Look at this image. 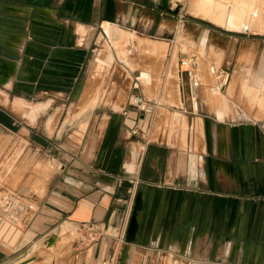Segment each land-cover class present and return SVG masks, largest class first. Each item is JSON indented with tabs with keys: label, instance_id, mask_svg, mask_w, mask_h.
Listing matches in <instances>:
<instances>
[{
	"label": "crops",
	"instance_id": "obj_1",
	"mask_svg": "<svg viewBox=\"0 0 264 264\" xmlns=\"http://www.w3.org/2000/svg\"><path fill=\"white\" fill-rule=\"evenodd\" d=\"M169 17L157 9L156 0H0V92L10 100L16 95L19 99L68 96L79 101L89 85L86 68L98 30L118 25L151 36L164 24L165 36H172ZM202 21L209 24H192L196 36L202 31V39L194 36L201 42L194 40L191 56L180 52L179 62L199 57V46L210 44L221 53L219 67L231 73V80L242 68L264 79V34L230 32ZM78 33H87L81 43ZM34 82L40 84L37 89ZM179 86L164 87L167 104L163 106L168 112H187L189 107L191 114H202L191 128L200 140L198 154L149 142L142 133L133 135L137 124L140 128L134 109L91 108L81 137L62 133L61 127L50 135L55 117L51 126L49 119L42 123L43 132L36 130L37 121L21 124L27 146L45 154L57 170L38 200L37 216L25 240L15 248L0 243V264H20L24 248L40 241L47 244L60 228L63 232L81 230L84 224H97L110 236L94 246L75 247L76 259L82 258L81 264H105L117 250L120 238L115 233H125L129 227L133 212L128 215L126 207L130 180H138L143 209L135 241L126 245L125 264H159L162 254L182 264H264V136L260 126L233 120L235 113L227 100L220 98V102L215 92L214 105L205 104L203 85L198 92L187 79L183 90L181 82ZM222 93L217 92L220 97ZM192 96L198 114L191 108ZM38 106L31 105L28 111ZM219 111L222 117L214 114ZM0 112L6 115L1 108ZM175 119L181 122L182 117L176 113ZM183 123L186 129L187 118ZM9 127L17 126L10 121ZM61 242L57 240L51 254H59ZM124 250L125 243L120 257Z\"/></svg>",
	"mask_w": 264,
	"mask_h": 264
},
{
	"label": "rangeland",
	"instance_id": "obj_2",
	"mask_svg": "<svg viewBox=\"0 0 264 264\" xmlns=\"http://www.w3.org/2000/svg\"><path fill=\"white\" fill-rule=\"evenodd\" d=\"M191 2V0H156L157 9L166 12L171 16L169 17L168 22L170 24L169 27H171L169 29L172 32V36H165L164 24L156 34L151 36L137 32L136 30H126V28L119 27L118 25L116 27L113 25H107L103 27V30H98L95 35L96 37L93 40L94 46L91 50L89 64L86 68V74L87 77L90 78L89 83L93 86V89H90V94L83 99V103H80L82 106L77 104L78 101H75L74 98H69L68 96L62 98L45 96L20 99L25 102L29 101L27 103H29L30 107L31 105L48 106L42 113L45 114L44 117L42 116L39 118L42 115L41 114L37 120L32 121L26 118L25 116L27 115L24 114V116L20 111H14L13 106L16 100L19 99V96L14 95L12 101L4 92H0V108L6 112V115L0 114V118L7 124L5 125L0 122V188H12L37 205L38 200L44 195L49 179L57 170L55 163L47 158L45 154L38 153L35 147L27 146V143L22 139L23 137L25 138V135L22 134L21 124L23 126L33 125V123L37 121V123L34 124L37 126L36 130L43 132L41 127L42 123L49 119L48 122L51 126L50 122L53 117H55L53 126L50 129V135H53L56 130L58 132V129L61 127L62 133L64 132L69 136L75 135L81 137L82 132H84L85 129V118L87 119L89 116L88 114L92 105V108L107 106L115 110L119 109V111L126 108L127 111H133V109L129 107V99L133 94H141L149 102V115L147 116V121L150 119L151 123L140 122V129L144 132L141 133L145 135L144 137L147 141L166 144L165 146H168L169 148H184L189 155L192 153L198 154L200 152V147L198 146L200 140L196 131L191 128L196 118L202 116V114H191L189 107H185L187 112H184L181 109H172L170 110L171 112H168L163 106V104L166 103L164 101V87H167L168 84L172 83V87L174 88L178 84V82L173 81H178L177 71L178 66L180 65L178 56L180 52L189 53L190 56L193 55L192 49L195 48V37H200V39L203 38L201 30L198 31V36H196L197 29L192 24L199 23L201 26L209 24L202 21L205 20L218 26L213 21L204 19L201 15L194 13ZM143 31L144 30H142V32ZM257 32L260 33L259 31H253V33ZM78 34L81 43L87 33H84L83 35L80 33ZM123 34L125 36L135 37L140 41L139 44H136V49L131 44H128L129 46L127 44L124 45V48L130 51H126V53H128L130 59L132 58L131 61H133V64L136 67L134 70L121 58L125 51L116 47V39H119L122 42L124 41V38L122 37ZM262 34L264 33L262 32ZM196 40L200 41L198 39ZM169 45L173 48L170 49ZM152 46H158L159 48L157 50L159 51H155L156 49L151 48ZM199 47V60L202 61L201 59H203L204 62H206L200 64L202 85L205 87L202 93L206 95L204 103L206 100H211L210 102L214 105L215 97L213 94L215 92L220 102V98L227 100L230 109L233 111L232 114L235 113V117H232L233 120L250 121L258 124L260 126V131L264 136V79L261 77L257 78L253 70L242 68L233 74L231 82H229L228 86L225 88V92H223L220 97L215 90V78L211 75L209 69L210 66H221L222 59L220 58H222V55L210 44L202 46L203 48L201 46ZM99 49L100 53L108 54L110 59L109 62V60L104 57V60L101 63L102 68H100V70L94 65L97 51ZM162 51L164 54L163 56H160L163 53ZM175 52L177 57H175ZM153 67L155 68L153 69ZM174 67H177V69L175 70ZM146 70H151L148 75L149 82L147 83L153 87L152 91L149 89L152 93H150L149 90H146V86L143 85V82L140 79L144 75L142 74L144 73L143 71ZM173 70L174 72H172ZM127 71L135 74L131 76ZM88 73H91V76H89ZM172 73L177 75H172L174 76L173 78L171 76ZM121 75H123V77ZM137 78L140 82V88L138 90L134 89ZM168 79H170V81ZM39 85V82H34V88L37 89ZM96 88L98 91L95 90ZM95 91L98 92V94L95 93ZM125 91H127V94ZM14 94H17V91H14ZM122 94H125V97ZM199 94L201 96V91ZM200 96H197V99H199ZM52 100H54V103ZM44 101L45 103H43ZM87 102L88 105L86 106L85 104H87ZM259 102H261L262 105ZM117 105L119 106L117 107ZM81 107L83 108L81 109ZM49 108L51 109L49 110ZM47 110L49 111L46 112ZM210 111L211 114H213V110L211 109ZM176 113L181 115V122L176 121ZM214 114L222 117L220 111ZM184 117L187 118L188 121L186 129L183 123ZM10 121L16 123L17 127L13 129L10 128ZM76 125H79V127L74 128ZM184 135H186V140ZM193 142H196L195 149H193ZM98 235L100 236V234ZM25 236L26 233L21 235L16 234L13 242L11 244L6 243V245L15 248L22 242V240H25ZM99 236L94 235V238H99ZM115 236L125 238L123 241L125 243V248L126 245L129 246L132 244H128L126 241L127 232L115 233ZM54 238L62 241V248H60L57 256L51 254V250L47 248V244L40 241L24 248L23 254L18 262H20V264H81L82 258L76 259L75 257V247H80L83 244H85V246H91V238L86 236L81 230H76L74 228L66 232H63L62 228H60L56 231V237ZM118 242L120 243V240H118ZM0 243L2 242L0 241ZM35 245L38 246L34 247ZM90 249L91 248H89V250ZM50 255H52L51 258ZM90 257L91 251L89 252V258ZM146 258L148 259V257ZM158 263L182 264L180 261L178 262L175 260L170 254H162L159 256Z\"/></svg>",
	"mask_w": 264,
	"mask_h": 264
},
{
	"label": "built area",
	"instance_id": "obj_3",
	"mask_svg": "<svg viewBox=\"0 0 264 264\" xmlns=\"http://www.w3.org/2000/svg\"><path fill=\"white\" fill-rule=\"evenodd\" d=\"M170 49L173 47L171 45ZM181 68L185 70L179 72L181 88L183 90L184 80L187 79L192 90L198 91L202 87V78L200 73L199 57L192 56L186 57L180 62ZM211 75L216 79L215 90L217 92H224L231 80V73L217 66H211ZM139 79H136L134 89L138 90ZM192 96V109L193 112L198 114L197 105L194 103ZM129 107L134 109L137 113V122H142L145 115L149 110V102L141 94H133L129 99ZM127 115V111L124 112ZM139 127V124H137ZM136 128L132 134L144 133L140 128ZM123 182V180L121 181ZM131 188L128 192L127 212L131 214L137 195L138 180H130ZM1 185V183H0ZM37 216V207L33 201L25 198L22 194L13 190L12 188H0V241L4 244H11L16 234L27 233L32 227ZM81 231L86 236L91 238V246L96 245L101 238L110 236L106 230L99 227L97 224H84ZM100 234V236L98 235ZM94 235L99 238H94ZM120 243L113 258L105 264H119L120 250L124 244V237L119 236Z\"/></svg>",
	"mask_w": 264,
	"mask_h": 264
},
{
	"label": "bare ground",
	"instance_id": "obj_4",
	"mask_svg": "<svg viewBox=\"0 0 264 264\" xmlns=\"http://www.w3.org/2000/svg\"><path fill=\"white\" fill-rule=\"evenodd\" d=\"M192 2V10L194 11V13H196L197 15H201L204 19H209L211 21H213L216 25H218L221 28H224L225 30H228L230 32H238V33H251L253 31H259L260 33H264V0H191ZM111 35V34H109ZM104 37V36H103ZM113 37V36H112ZM116 37V36H115ZM124 38V41L122 42L119 39H116V47L121 48L123 51H125V53L121 56L122 60L124 62H126L129 66H131V68L134 70L136 67L133 64L132 58L130 59V56L128 55V53H126V51H128L127 49L124 48L125 44H131L133 45V47L136 49V44H139V40H137L135 37L132 36H125L123 34L122 36ZM114 38V37H113ZM104 41V40H102ZM105 44V43H104ZM129 46V45H128ZM127 48V46H126ZM151 48L156 49L155 51H159L157 50L159 47L158 46H152ZM179 50V49H178ZM166 51V49H165ZM130 52V51H128ZM163 52V51H162ZM177 52V51H176ZM175 52V57H177V54ZM164 52L160 55L163 56ZM96 56V55H95ZM220 56V55H219ZM104 57L107 58L110 62L109 59V55L106 53H100V49L97 51V57L95 59V66L96 68L100 70L101 67V63L104 60ZM179 57V56H178ZM222 59V58H220ZM179 60V59H178ZM200 62V61H199ZM203 63L202 61L200 62V64ZM136 64V62H135ZM159 66V65H158ZM2 67V66H1ZM160 67V66H159ZM12 68H14L12 66ZM155 67H153L154 69ZM175 70L177 69V67H174ZM185 67L181 68L180 65V69L185 70ZM211 68V66H210ZM94 69V67H93ZM141 69V68H140ZM146 69V68H145ZM150 69V67H149ZM158 69V68H157ZM92 70V69H91ZM132 70V71H133ZM159 70V69H158ZM95 71V70H94ZM137 71V70H136ZM155 71V70H154ZM153 71V73H154ZM99 72V71H98ZM144 74L141 77V80L143 82V85L146 86V90L148 91L149 89L152 91L153 87L147 83L149 82L148 80V75L149 72H151V70H146L143 71ZM174 72V70L172 71ZM178 72V71H177ZM176 72V73H177ZM93 73V72H92ZM89 74V73H88ZM91 74V73H90ZM89 74V76H91ZM94 74V73H93ZM135 74V73H134ZM160 74V73H159ZM175 73H172V75H174ZM177 74H175L176 76ZM93 76V75H92ZM96 76V75H95ZM174 78V76H172ZM87 79V78H86ZM90 80V79H89ZM173 80V79H172ZM88 82V81H87ZM90 82V81H89ZM173 82H178L177 84V88L179 87L180 89V75L178 72V81H173ZM94 84V83H92ZM174 84V83H173ZM7 86H10V84H6ZM93 86H90V83L87 87V90L85 89L86 93L81 92L82 96L79 99V101L77 102V104L80 105V103L83 101V99L90 94L89 92H91L90 89ZM122 87V86H121ZM130 88V87H129ZM112 89V88H111ZM97 90V88L95 89ZM149 90V91H150ZM98 91V90H97ZM124 91V89H123ZM150 91V93H152ZM121 92V91H120ZM127 91H125L126 93ZM95 93L98 94V92L95 91ZM127 94V93H126ZM123 95V94H122ZM125 95V94H124ZM123 95V96H124ZM151 95V94H150ZM95 96V95H94ZM128 96V95H127ZM125 97V96H124ZM97 98V96H96ZM92 100V99H91ZM94 101V100H93ZM211 100H206L205 104L207 105H213V103L210 102ZM75 102V101H74ZM95 102V101H94ZM179 102V100H178ZM258 102V101H257ZM83 103V102H82ZM91 103V102H90ZM89 103V104H90ZM180 103V102H179ZM261 103V102H259ZM257 104V103H256ZM86 106L88 105L85 104ZM92 105V104H91ZM195 105H197L195 103ZM262 105V103H261ZM82 106V105H80ZM93 106V105H92ZM91 106V108H92ZM48 106L45 105H41L38 107H33V111L29 112L28 109L31 108L29 103L17 99L16 102L14 103L13 109L14 111H20L23 115H27L25 116L26 118L35 121L37 120L38 116L44 112L47 109ZM85 107V106H84ZM197 107V106H196ZM73 108V107H72ZM71 108V109H72ZM83 107H81L82 109ZM90 108V107H89ZM197 110V109H196ZM217 110V109H216ZM72 111V110H71ZM74 111V109H73ZM77 112V111H76ZM73 114V113H72ZM149 115V112L145 115V117L143 118V123H149V120L147 121V116ZM238 117V116H237ZM71 118V117H70ZM236 119V118H234ZM238 119V118H237ZM242 120V119H241ZM245 120V119H244ZM247 120V119H246ZM147 121V122H146ZM20 235V234H19ZM57 243V241H56ZM56 245V244H55ZM55 245L48 247L47 248L49 250H53V248L55 247Z\"/></svg>",
	"mask_w": 264,
	"mask_h": 264
},
{
	"label": "water",
	"instance_id": "obj_5",
	"mask_svg": "<svg viewBox=\"0 0 264 264\" xmlns=\"http://www.w3.org/2000/svg\"><path fill=\"white\" fill-rule=\"evenodd\" d=\"M167 1V0H166ZM143 209V198H142V193H138L135 199V206L132 212L131 220L129 223V227L127 230V238L126 241L128 244H131L135 241L136 234L138 231V214L142 211ZM56 238H52L49 240L47 243L48 247H51L56 244ZM128 255V246L125 248V250L122 252V257H121V264H125V261L127 259Z\"/></svg>",
	"mask_w": 264,
	"mask_h": 264
},
{
	"label": "trees",
	"instance_id": "obj_6",
	"mask_svg": "<svg viewBox=\"0 0 264 264\" xmlns=\"http://www.w3.org/2000/svg\"><path fill=\"white\" fill-rule=\"evenodd\" d=\"M0 122L7 125L3 119L0 118Z\"/></svg>",
	"mask_w": 264,
	"mask_h": 264
}]
</instances>
